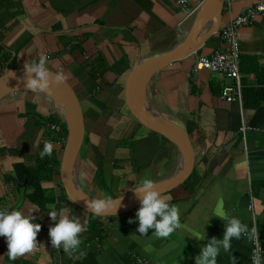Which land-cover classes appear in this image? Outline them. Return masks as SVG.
Returning <instances> with one entry per match:
<instances>
[{"label":"crops","instance_id":"crops-1","mask_svg":"<svg viewBox=\"0 0 264 264\" xmlns=\"http://www.w3.org/2000/svg\"><path fill=\"white\" fill-rule=\"evenodd\" d=\"M203 1L191 0L194 11L188 15L178 0H0V75L25 68L45 53L52 55L46 60L48 68L65 76L83 105L86 137L76 174L83 189L93 196L111 197L108 180L112 178V186L116 185L119 168L140 170L125 151L127 147L115 148L118 157L109 160L108 144L103 146L94 138L103 135V121L112 120L113 115L135 120L133 135L143 127L125 99L131 70L141 59L165 53L185 40ZM259 1L227 0L222 25ZM239 38L242 101L220 97L223 88L233 84L225 74L193 69L197 55L228 49L219 32L197 53L158 72L149 84L153 105L188 129L196 152L190 178L163 194L178 206L180 215V227L168 237L152 235L155 229L151 227L147 236H141L137 231L140 221L129 222L137 209L104 217L106 231L92 238L91 213L66 195L59 174L43 182L56 200L44 206L32 201L33 188L19 178L15 165L37 167L52 156L61 163L67 127L52 103L39 93L21 91L2 98L0 208L33 214L42 228L37 247L15 260L7 255L6 237L0 236V264H139V258L147 264H196L202 245L212 237L222 238L225 221L221 216L229 215L250 228L256 225L264 248V14L242 26ZM92 69L99 71V79ZM99 83L103 89L97 92ZM54 120L63 126L62 142L52 143L51 155L42 157L40 152L50 141L46 124ZM243 126L248 128L243 131ZM162 143L163 154L148 168L155 181L171 176L180 162L177 148ZM140 147L138 157L146 152ZM51 208L77 216L82 224L80 247L71 255L51 245L49 229L57 222L48 214ZM251 251L252 241L233 239L231 252L222 251L218 264H233V254L236 264H252Z\"/></svg>","mask_w":264,"mask_h":264},{"label":"water","instance_id":"water-1","mask_svg":"<svg viewBox=\"0 0 264 264\" xmlns=\"http://www.w3.org/2000/svg\"><path fill=\"white\" fill-rule=\"evenodd\" d=\"M226 1L204 0L186 39L165 53L138 61L126 81L125 99L131 114L143 126L167 137L176 145L179 154L180 162L177 170L171 176L156 181V188L162 194L175 189L190 178L195 166L196 152L188 129L167 118L153 105L148 94L149 84L158 72L175 61L197 53L213 35L220 31ZM49 70L53 76L57 73ZM25 84V68H17L0 75V100L21 91H31ZM51 87V94L35 93L45 96L52 103L54 111L61 115L67 127V140L59 174L62 186L73 202L90 213L97 214L88 207V201L102 198L84 190L76 174V162L86 137L83 105L74 87L66 78L59 84L53 80ZM121 196L123 198L115 211L114 205H110L105 212L97 215L117 216L133 212L141 206L134 188Z\"/></svg>","mask_w":264,"mask_h":264},{"label":"clouds","instance_id":"clouds-1","mask_svg":"<svg viewBox=\"0 0 264 264\" xmlns=\"http://www.w3.org/2000/svg\"><path fill=\"white\" fill-rule=\"evenodd\" d=\"M25 72V86L33 92L51 94L53 80L57 84L65 80V76L61 72H57L53 76L43 57L26 63ZM52 150V142L47 141L40 155L42 157L51 155ZM134 191L140 199L141 206L137 210L135 218H130L129 222L140 221L137 231L142 234L141 236H147L148 229L151 227L155 229L152 235L168 237L180 227L178 206L170 203L156 188L154 179L144 177L139 183L136 182ZM122 198L123 196L95 198L88 201V207L100 214L105 212L110 205H114L115 211ZM48 214L57 221L49 229L52 247L57 249L62 247L65 252L71 255L80 247V234L84 231L79 218L75 215H68L63 209L58 208H51ZM221 218L225 221V231L222 238L212 237L206 244L202 245L201 252L195 257L196 264H218V257L222 251L231 252L233 239L239 240L246 237L250 241H255L258 238L259 232L255 225L250 228L237 216L229 215L227 217L221 216ZM41 228V223L36 222V217L33 214L26 215L17 209L0 208V236L6 237L7 255L10 260L30 253L37 247L36 238ZM231 259L233 264H236L237 257L234 254ZM251 261L252 264H264V248L254 247Z\"/></svg>","mask_w":264,"mask_h":264},{"label":"built area","instance_id":"built-area-1","mask_svg":"<svg viewBox=\"0 0 264 264\" xmlns=\"http://www.w3.org/2000/svg\"><path fill=\"white\" fill-rule=\"evenodd\" d=\"M190 2L191 0H178V4L183 7L188 15L194 11L190 6ZM260 14H264V0H260L249 6L242 13L221 26L219 34L228 45L227 50L217 49L210 54H199L195 59L193 66L194 71L209 70L212 72H220L233 80V84L231 86H225L220 95L222 99L229 102L242 101L243 80L240 69L241 45L239 30L244 25L252 24ZM43 58L45 60H50L52 55L45 53ZM247 128L248 127L243 126L242 130L245 131ZM46 130L50 134V141L52 143L62 142L63 126L61 123L48 121ZM254 247L262 248L260 235H258L255 241H252V250ZM138 263L147 264V260L139 258Z\"/></svg>","mask_w":264,"mask_h":264},{"label":"rangeland","instance_id":"rangeland-1","mask_svg":"<svg viewBox=\"0 0 264 264\" xmlns=\"http://www.w3.org/2000/svg\"><path fill=\"white\" fill-rule=\"evenodd\" d=\"M114 116L115 115H113L112 120L109 119L106 122L103 121L104 122L103 126H101V132L103 133V135L99 137L94 136V138L96 137L97 138L96 142L97 143L99 142L103 146H106V144H108L110 151L108 152L107 155L109 160H111L110 157H113L115 155L116 157H118V155L116 154L117 150L115 148L122 149V147L124 148L127 147L128 149L125 151H127V153L129 152L128 154L129 156L131 155L130 157L129 156L128 157L129 158L132 157V161L136 164V166L140 168L139 172L134 171L133 168H129L126 171L125 166L119 168L115 173L116 175L115 186L114 185L112 186V182H111L112 178L108 180V172H107L106 178L108 181H110L107 184V188H108L107 192L111 197L114 195L115 197H118L135 188L136 182L139 183L144 177L147 176L154 179L153 175L149 174L150 170H148V168L156 162L155 160L159 156H161V154H163V150H162L163 141H166L167 143H172L173 144L172 146L175 149H176V145L173 142H171L167 137H165L163 134L151 130L145 126L140 128L141 131L139 130L135 135H133L134 133L132 134L131 128L133 127L135 128L137 126L136 121L135 120L125 121L126 119L124 116L122 119H115L116 117ZM107 122L110 124L108 125ZM107 127L108 128L110 127V129L111 128L112 129L107 130ZM111 132L113 135H111ZM127 140H129V142H127ZM131 144H132V149L130 150L129 146H131ZM141 145H143V148L146 152L144 153V155L141 154V156L138 157L137 152H138V148H142L140 147ZM111 149L114 151L113 153L111 152Z\"/></svg>","mask_w":264,"mask_h":264},{"label":"trees","instance_id":"trees-1","mask_svg":"<svg viewBox=\"0 0 264 264\" xmlns=\"http://www.w3.org/2000/svg\"><path fill=\"white\" fill-rule=\"evenodd\" d=\"M91 73L95 79H99V71L92 69ZM102 89L103 87L101 83H99V89L97 92ZM54 121L59 122L57 120ZM15 169L19 178L21 180L25 179L27 181V186L33 188V191L29 194L32 201L44 206L56 200V196L53 193L51 195L50 189L45 188L43 182L52 181L58 174H60V160L57 156L44 159L37 167L20 163L15 165ZM104 217L106 216L91 213L89 233L92 238L101 236L106 231L102 221Z\"/></svg>","mask_w":264,"mask_h":264}]
</instances>
